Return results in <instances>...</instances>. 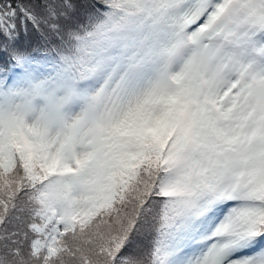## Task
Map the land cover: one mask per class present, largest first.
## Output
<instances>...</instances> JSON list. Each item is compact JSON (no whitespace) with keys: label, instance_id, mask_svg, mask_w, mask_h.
Returning a JSON list of instances; mask_svg holds the SVG:
<instances>
[{"label":"snow or ice","instance_id":"1","mask_svg":"<svg viewBox=\"0 0 264 264\" xmlns=\"http://www.w3.org/2000/svg\"><path fill=\"white\" fill-rule=\"evenodd\" d=\"M0 264H264V0H0Z\"/></svg>","mask_w":264,"mask_h":264},{"label":"trees","instance_id":"2","mask_svg":"<svg viewBox=\"0 0 264 264\" xmlns=\"http://www.w3.org/2000/svg\"><path fill=\"white\" fill-rule=\"evenodd\" d=\"M31 39L35 40V37H31Z\"/></svg>","mask_w":264,"mask_h":264}]
</instances>
